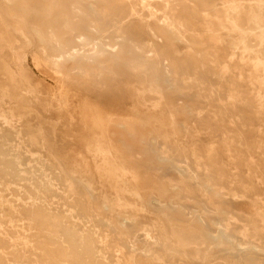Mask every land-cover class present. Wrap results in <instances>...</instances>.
I'll return each instance as SVG.
<instances>
[{
    "label": "rangeland",
    "instance_id": "rangeland-1",
    "mask_svg": "<svg viewBox=\"0 0 264 264\" xmlns=\"http://www.w3.org/2000/svg\"><path fill=\"white\" fill-rule=\"evenodd\" d=\"M255 1L0 0V131L24 164L38 158L51 207L95 228L122 264H264V30H242ZM159 72L170 84L150 82ZM117 120L153 127L164 161L126 163L107 135ZM65 182L89 189L84 206ZM161 182L233 242L182 244L184 223L145 201L165 203ZM128 216L137 229L123 234Z\"/></svg>",
    "mask_w": 264,
    "mask_h": 264
},
{
    "label": "bare ground",
    "instance_id": "bare-ground-1",
    "mask_svg": "<svg viewBox=\"0 0 264 264\" xmlns=\"http://www.w3.org/2000/svg\"><path fill=\"white\" fill-rule=\"evenodd\" d=\"M250 7L257 11L253 10L255 12L250 19L252 25L250 24L242 30L256 31L259 29L263 31L264 0H256L255 4ZM234 15L231 12L227 15L233 29L239 28L234 25L233 20L230 21L232 17L238 18L237 15ZM152 17L154 16L152 15ZM131 50L133 54H138L136 49L132 48ZM131 50L130 52H132ZM150 82L156 86H164L170 84V79L165 72H159L150 79ZM106 129L116 153L121 155L126 163H130L131 153H134L138 159L146 158L148 161L154 162L164 161L163 156L155 154L156 134L153 127L132 120H117L109 124ZM8 133L10 132L0 131V264H122L116 256V247L109 245L95 228L90 225L80 226L74 221L70 212L60 214L51 207L52 203L45 196V193L52 187L51 178L41 166H38L36 156L32 157L31 163H23L19 149L9 143L7 136L11 133ZM93 133L98 134L95 131ZM95 134H90L93 138L90 141L87 139L88 144L86 143L87 148L92 151H95ZM73 184L65 182V192L72 204L84 206L90 191L87 189L80 193ZM158 184L165 192V203H161L152 192L143 193L145 201L148 206L161 209L173 219L184 223L180 233L182 244H190L197 250H202L206 249L212 241L219 240L227 244L233 242L232 236L234 235L231 236V231L219 222L216 224L214 232L206 230L199 217L192 222L182 201L178 199L180 195L177 186L162 182ZM6 192L9 193V197L6 196ZM103 207L108 208L106 201ZM116 223L123 234L132 233L137 229L132 216L119 219ZM131 246L135 247L133 244ZM125 261L127 264H137L131 256Z\"/></svg>",
    "mask_w": 264,
    "mask_h": 264
}]
</instances>
